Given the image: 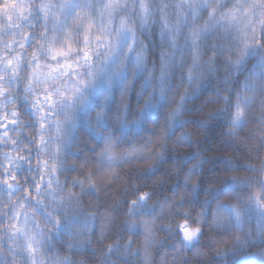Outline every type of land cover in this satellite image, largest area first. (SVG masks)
Here are the masks:
<instances>
[{
    "label": "clouds",
    "instance_id": "1",
    "mask_svg": "<svg viewBox=\"0 0 264 264\" xmlns=\"http://www.w3.org/2000/svg\"><path fill=\"white\" fill-rule=\"evenodd\" d=\"M0 264H264V0H0Z\"/></svg>",
    "mask_w": 264,
    "mask_h": 264
}]
</instances>
